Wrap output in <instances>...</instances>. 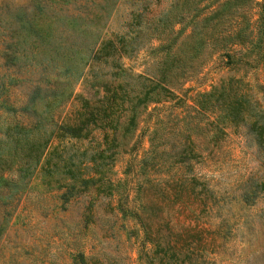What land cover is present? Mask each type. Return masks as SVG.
Here are the masks:
<instances>
[{"label":"trees","instance_id":"1","mask_svg":"<svg viewBox=\"0 0 264 264\" xmlns=\"http://www.w3.org/2000/svg\"><path fill=\"white\" fill-rule=\"evenodd\" d=\"M33 7L0 30V189L13 197L39 176L61 205L88 190L107 196L137 264L222 261L217 250L229 228L213 212L226 194L199 165L221 149L228 126L242 127L264 154V81L251 87L228 74L194 90L191 102L175 87L213 57L264 69V0H167L148 15L146 3L94 43L91 26L69 16L59 28L64 15ZM144 47L155 60L151 73L121 60ZM78 80L100 93L75 92ZM120 153L128 156L116 175ZM253 177L242 183L245 204L264 193V170ZM88 258L77 250L71 264H96Z\"/></svg>","mask_w":264,"mask_h":264},{"label":"rangeland","instance_id":"2","mask_svg":"<svg viewBox=\"0 0 264 264\" xmlns=\"http://www.w3.org/2000/svg\"><path fill=\"white\" fill-rule=\"evenodd\" d=\"M37 1L49 13L67 18L58 21L59 28L68 24L69 16L82 27L91 26L88 42L93 43L111 31L121 30L135 7L141 9L147 3V9L142 11L148 15L167 4V0H0V30H9L13 14L30 12ZM2 46L0 36V50ZM146 51L144 47L121 60L134 71L151 73L155 60ZM228 74L241 76L251 87L264 81L263 68H229L218 64L213 57L191 78L176 86L175 91L191 102L194 90L208 88ZM74 91L89 98L100 93L99 86L91 87L81 80L75 82ZM22 92L21 88L12 91L17 97ZM4 117L5 114H0V123ZM142 140L144 147L146 141ZM138 152L140 147L136 149ZM127 156L120 153L115 159L112 169L116 175H120ZM210 157L199 168L210 177L214 187L226 194L223 195L224 206L213 213L216 220L223 218V226L229 228L227 241L218 246V255L223 260L217 264H264V193L252 196L249 204L240 198L245 177L261 176L264 154L242 127L228 126L221 149ZM121 222L114 200L109 202L107 196H95L93 190H88L61 205L57 191L45 189L40 177L35 176L13 197L7 195L6 189H0V264H71L72 253L77 250L96 264H109L107 259L117 264H137L132 239L117 227ZM109 223L113 228L107 227Z\"/></svg>","mask_w":264,"mask_h":264}]
</instances>
